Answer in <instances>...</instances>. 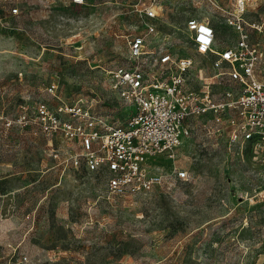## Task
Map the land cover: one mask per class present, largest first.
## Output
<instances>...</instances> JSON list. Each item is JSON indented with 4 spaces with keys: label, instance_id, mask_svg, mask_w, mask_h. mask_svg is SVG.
I'll use <instances>...</instances> for the list:
<instances>
[{
    "label": "rangeland",
    "instance_id": "374dc122",
    "mask_svg": "<svg viewBox=\"0 0 264 264\" xmlns=\"http://www.w3.org/2000/svg\"><path fill=\"white\" fill-rule=\"evenodd\" d=\"M139 1L0 0L20 10L0 28V264H264V148L229 145L195 118L175 158H150L163 185L113 197L105 175L72 166L71 143L36 120L39 102L83 100L126 124L134 107L111 89L109 71L125 64L129 35L145 32ZM234 2L165 0L161 42L192 51L185 23L196 17L213 24L216 46L233 45ZM243 17L264 48V0ZM210 59L197 54L194 71L210 70ZM176 167L189 178L176 179Z\"/></svg>",
    "mask_w": 264,
    "mask_h": 264
},
{
    "label": "built area",
    "instance_id": "2783aa9c",
    "mask_svg": "<svg viewBox=\"0 0 264 264\" xmlns=\"http://www.w3.org/2000/svg\"><path fill=\"white\" fill-rule=\"evenodd\" d=\"M164 1L138 2L145 32L129 35L125 64L109 71L111 89L134 107L125 125H114L83 100L55 107L39 102L35 108L42 132L71 143L66 159L72 166L105 175L108 196L147 193L163 185L165 176L150 158H175L195 118H207L208 132H226L229 145L264 148V48L250 39L248 27L259 26L243 17L253 0H235L229 11L238 33L233 45L216 46L209 19L190 17L185 27L193 50L183 47L180 53L161 42L159 4ZM19 11L18 6L6 10L0 5V28ZM148 37L156 42L153 49L147 48ZM197 54L211 57L210 70L194 71ZM174 175L189 178L181 167Z\"/></svg>",
    "mask_w": 264,
    "mask_h": 264
}]
</instances>
